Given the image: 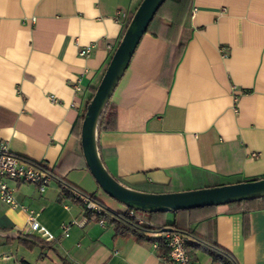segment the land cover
<instances>
[{"label":"crops","instance_id":"0c3cea01","mask_svg":"<svg viewBox=\"0 0 264 264\" xmlns=\"http://www.w3.org/2000/svg\"><path fill=\"white\" fill-rule=\"evenodd\" d=\"M140 1L0 0V142L119 213L128 207L91 180L77 123ZM163 12L109 96L96 133L105 170L146 193L263 177L264 0H188L180 16ZM8 184L17 206L0 201V253L10 255L0 264H161L151 242L105 221L85 219L65 236L59 225L83 209L59 199L54 179L42 191ZM29 212L53 241L18 242L39 237L25 230ZM211 218L237 264H264V207L217 205Z\"/></svg>","mask_w":264,"mask_h":264},{"label":"water","instance_id":"95a60500","mask_svg":"<svg viewBox=\"0 0 264 264\" xmlns=\"http://www.w3.org/2000/svg\"><path fill=\"white\" fill-rule=\"evenodd\" d=\"M130 18L122 37L109 59L102 77L90 101L86 105L81 121L80 144L85 164L101 190L110 197L132 207L134 210H176L205 205H223L235 200H244L264 195V177L257 180L237 181L229 184L207 186L189 191L154 193L132 189L116 180L107 170L97 152L96 133L101 112L116 86V82L129 62L136 44L158 6L163 0H141ZM171 231L169 227L162 230Z\"/></svg>","mask_w":264,"mask_h":264},{"label":"trees","instance_id":"16d2710c","mask_svg":"<svg viewBox=\"0 0 264 264\" xmlns=\"http://www.w3.org/2000/svg\"><path fill=\"white\" fill-rule=\"evenodd\" d=\"M187 1L188 0H163V2H161L156 9L154 16H152L151 20L149 21L146 27L147 30H145V32L151 30L153 22L160 19L161 16H163V11L165 10L167 18L168 16L177 17L182 15L185 7L187 6ZM105 107L103 112H101L102 114H100L97 130L102 127L101 125L105 115ZM85 109L86 108H84L83 113L80 115L77 123L79 130L81 128V121ZM22 160L28 161L27 159ZM29 162L36 163V161ZM36 164H42V162H38ZM46 172L50 175L51 180L54 179L56 181L60 200L62 198H68L71 201L78 202V204H80L83 209L82 216L85 217L86 220L92 218L97 221H105L107 224H111L115 235L132 236L135 240L144 239L148 242L157 240L159 242V247H161L160 249L164 250V235L166 233L164 231L162 232L161 230L164 227H169L171 231L176 233L178 232L183 235L184 245L186 246L185 248L190 259H193V261L198 260L196 251L201 250L204 254L209 256L213 264H237L235 258L231 256L230 252L217 245L215 242L213 236L214 232L211 229V214L217 207L215 205H205L203 207L199 206L189 209H176L175 211L163 210L160 212V210H156L150 211L149 213L145 211L146 214L144 215H140L137 213L136 209L134 210L132 207H128L119 213V211H112L109 208H106L105 204L101 202L94 195V193L79 189L76 185L72 184V182L64 180L63 177L58 175L55 166H51L50 168L48 166L46 168ZM115 179L118 180L116 177ZM120 182L121 180H119V183ZM86 201H91L100 209L97 211L87 207ZM226 205L228 206V210L230 212L238 210L244 212L250 209H258L264 207V195L257 196L256 198L252 197L245 198L244 200L240 199L231 201L230 204L227 203ZM152 231L159 234L155 237L151 236L149 232ZM17 240L19 243L25 245V247L44 241L41 237L39 238L30 234L18 235Z\"/></svg>","mask_w":264,"mask_h":264},{"label":"built area","instance_id":"2783aa9c","mask_svg":"<svg viewBox=\"0 0 264 264\" xmlns=\"http://www.w3.org/2000/svg\"><path fill=\"white\" fill-rule=\"evenodd\" d=\"M91 45L81 46L78 49V54L87 56L90 52ZM77 89L79 86H74ZM48 99L56 101L54 95H49ZM47 164H36L22 158L11 152L7 145L0 142V201L17 206V202L13 195V188L9 186L8 181H21L22 183L29 182L37 185L38 190H44L45 186L51 181L50 175L46 172ZM86 206L99 210L96 204L91 201H86ZM85 222V217L78 220H69L62 222L59 225L61 232L67 236L70 225H81ZM26 231H32L38 234L44 241H53L54 236L51 231L46 229L42 224H39L36 214L29 212L26 221ZM164 250L160 249L159 242L154 240L151 242L152 250L155 252L161 264H198L197 261L190 259L189 254L184 245V237L180 233L174 231H165ZM151 236H157V232H149ZM149 235V236H150ZM10 255L0 253L1 259H7ZM14 264H20L15 262Z\"/></svg>","mask_w":264,"mask_h":264},{"label":"rangeland","instance_id":"374dc122","mask_svg":"<svg viewBox=\"0 0 264 264\" xmlns=\"http://www.w3.org/2000/svg\"><path fill=\"white\" fill-rule=\"evenodd\" d=\"M91 180H93L92 177H91ZM93 181H95V180H93ZM136 211L140 215L146 214L145 211H142V210H136ZM196 254L198 256V260H197L198 264H211V261H210L211 259L209 258V256L207 254H204L201 250H197Z\"/></svg>","mask_w":264,"mask_h":264}]
</instances>
